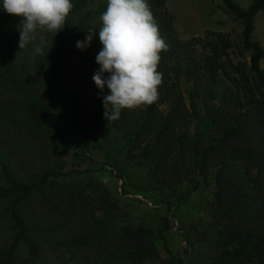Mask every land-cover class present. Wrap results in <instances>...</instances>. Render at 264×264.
Segmentation results:
<instances>
[{
    "label": "rangeland",
    "instance_id": "374dc122",
    "mask_svg": "<svg viewBox=\"0 0 264 264\" xmlns=\"http://www.w3.org/2000/svg\"><path fill=\"white\" fill-rule=\"evenodd\" d=\"M235 1L246 7L252 0ZM71 2L75 9L61 31L54 35L38 30L35 39L19 49L22 18L7 13L0 0V160L25 182L36 180L45 169L67 173L50 177L44 188L32 191L19 204L38 244L36 264H128L116 237L124 227L138 225L165 228V243L157 236L154 239L158 256L142 264H214L221 227L211 210L214 169L204 184L188 194V183L173 190L157 187L141 160L125 156V139L98 108V99L109 89L105 86L100 93L92 80L99 68L95 56L102 48L100 16L107 0ZM167 7L182 39L226 34L231 42L226 49L229 59L222 55L226 73L220 71L218 76L233 87L231 78L239 74L236 66L247 69L251 56L241 44V21L221 0H167ZM90 27L95 32L90 46L78 49L76 41H83ZM251 37L264 49V11L255 15ZM37 45L40 54L34 51ZM259 66L264 71V55ZM181 86L191 111V83L182 81ZM196 105L202 117L203 104L197 101ZM40 113L58 125L67 140L86 139L88 158L78 159L71 147L59 143L41 124ZM190 119V130L200 127L196 119ZM9 204L10 199L0 200V252L13 234ZM15 253L25 257L27 247L19 244Z\"/></svg>",
    "mask_w": 264,
    "mask_h": 264
},
{
    "label": "trees",
    "instance_id": "16d2710c",
    "mask_svg": "<svg viewBox=\"0 0 264 264\" xmlns=\"http://www.w3.org/2000/svg\"><path fill=\"white\" fill-rule=\"evenodd\" d=\"M221 1L241 21V44L251 52L248 68H235L239 74L231 78L234 88L223 84L218 76L220 71L226 73L222 55L229 59L226 49L231 42L226 34L214 33L213 39H182L174 28L175 16L167 0H148L159 34L169 46L168 51H161L157 67L163 73L159 98L151 105L122 109L119 119L108 122L125 139V156L141 160L149 180L159 188L173 190L188 183L189 194L204 184L214 169L211 210L221 225L214 264H264V71L259 66L264 49L251 37L254 17L264 11V0H252L246 7L235 0ZM182 81L191 83V111L186 106ZM107 94L98 99L102 113L103 95ZM197 101L204 107L202 117ZM191 117L200 125L193 131ZM38 118L59 143L73 149L78 159L88 158L86 139L67 140L46 115L40 113ZM0 171V200L10 199L7 216L13 232L10 244L0 252V264H36L38 244L19 212V204L32 191L44 188L50 177L67 173L45 169L36 180L25 182L1 160ZM142 196L154 201L149 194ZM164 230L143 225L124 227L116 243L128 264H142L158 256L154 239L157 236L165 243ZM19 244L27 247V256L15 253Z\"/></svg>",
    "mask_w": 264,
    "mask_h": 264
},
{
    "label": "clouds",
    "instance_id": "9594fccd",
    "mask_svg": "<svg viewBox=\"0 0 264 264\" xmlns=\"http://www.w3.org/2000/svg\"><path fill=\"white\" fill-rule=\"evenodd\" d=\"M2 7L22 18L20 49L35 39L38 30L54 35L61 31L74 4L71 0H2ZM100 21L102 48L95 56L99 68L92 80L100 93L105 86L109 89V94L103 95V115L107 121H115L122 109H135L158 100L163 73L157 67L161 51H168L169 46L159 34L148 0H107ZM94 35V28H88L84 40L76 41L75 46L81 50L89 47ZM34 51L40 54L42 50L37 45ZM105 72L109 73L107 77Z\"/></svg>",
    "mask_w": 264,
    "mask_h": 264
}]
</instances>
